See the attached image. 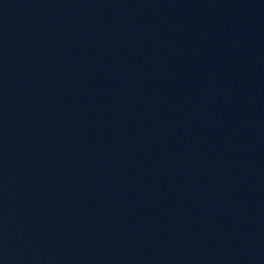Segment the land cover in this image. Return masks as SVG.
Instances as JSON below:
<instances>
[{
    "label": "water",
    "instance_id": "95a60500",
    "mask_svg": "<svg viewBox=\"0 0 264 264\" xmlns=\"http://www.w3.org/2000/svg\"><path fill=\"white\" fill-rule=\"evenodd\" d=\"M0 264H264V0H0Z\"/></svg>",
    "mask_w": 264,
    "mask_h": 264
}]
</instances>
